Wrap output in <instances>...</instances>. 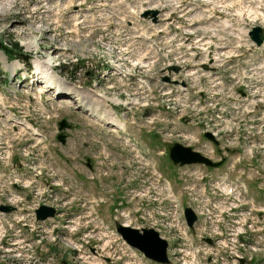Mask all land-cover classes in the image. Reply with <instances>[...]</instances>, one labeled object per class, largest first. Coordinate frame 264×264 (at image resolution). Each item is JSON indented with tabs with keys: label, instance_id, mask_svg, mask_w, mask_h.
Listing matches in <instances>:
<instances>
[{
	"label": "rangeland",
	"instance_id": "rangeland-1",
	"mask_svg": "<svg viewBox=\"0 0 264 264\" xmlns=\"http://www.w3.org/2000/svg\"><path fill=\"white\" fill-rule=\"evenodd\" d=\"M147 5L159 6L160 11L164 14L163 18L175 17V14L181 13L184 19L182 18L183 21L174 23L175 26L179 27L175 31L173 27L164 29L163 32L152 36L151 42H145L140 37L139 28H137L140 26V21L136 20L135 13L140 6ZM259 5L264 10V0L260 1ZM202 7H206V0H0V46L5 44L10 48L9 41L13 39L20 47L19 49L12 47L14 50L11 51L12 56L17 57V60L8 58L0 50V90L1 94L5 96V103L18 107L14 110V116H20L17 110L28 115L26 121H31L35 125L38 132L35 136L40 145H48L49 142L55 140L54 129L56 126L53 124L55 120L64 117L71 123V126L72 123L77 125L68 130V145L77 147L81 144L80 141H86L87 143L78 148L76 152L81 159L83 155L90 157L91 173L96 178L99 186V193L96 194L99 203L97 209L103 222H111L108 215V212L113 208L111 206L120 203L121 211L128 208L133 210L136 208V202L140 204L141 208L143 203H153V200L158 199V193L149 190L141 192L137 190L140 186V183L138 184L140 178L144 177L145 180L150 178V166L137 163L131 157L135 151H140L147 161H151L153 158L152 153L150 150L147 152L143 150L141 144L139 145L140 148L133 151L134 147L130 149V147L124 146L126 142L123 141L127 138L130 140L136 139L135 142L137 141L139 144L138 136L141 141L148 143L152 148L160 146L154 132L147 134L137 132V136L132 132L133 128L130 126L134 125L137 128L141 124H145L143 113H146L147 116L151 114L147 112V109L141 112L143 105L140 102L145 100L146 103L159 105L160 101H165L179 112H184L189 105L188 103H182L186 101L179 100L180 98L175 99L169 90H159L156 86L159 82H151L150 79L141 82L135 76L126 72H147L153 78L160 77V70L173 69L180 65L183 70L186 68V73L182 70L181 76L194 89H200L205 94L207 91L213 96L219 93L220 86L217 80L223 75V69L231 65V61L230 58L225 63L215 60V65H218L216 69L219 68L216 74L207 73L206 70L199 67L206 61V27L203 26L206 25V18H200L198 14ZM243 9L250 10L249 12H243ZM238 12L240 17L243 15L252 16L248 19L253 25L264 27V15H258L259 11L242 8ZM79 20L81 22L77 23ZM131 20L136 22V26L129 23ZM143 44L154 45L156 49H147V52H144L142 47H139ZM213 49L215 56L228 53L222 47L216 46ZM106 59L115 64V68L112 70L115 73L110 76L103 73L109 72V68L104 71L101 68ZM143 60L146 62H142ZM46 61L52 64L56 71L60 73L58 74L54 70L65 82L66 88L73 87L75 91L81 94L83 90H86L83 91L85 94L93 93L92 90H94L103 94L107 106L109 101L117 103L121 100L120 105H117V110L123 109L122 111L127 114L125 129L122 130L121 128L112 127L108 123H102V121L85 113L83 109L75 107L71 100L63 99V97L67 99L64 95H58L55 98L49 94H44V97H48V101L43 103H39L36 96H34L33 101L30 100L29 94L35 95L34 89L36 86L32 82L30 84L29 79L26 78L35 76V66H38V62L44 63ZM18 64H25L28 71H31L32 67V74L30 72L25 75L22 71H19L13 76L12 71H15ZM190 65H194L196 71L189 70L187 67H190ZM119 71L123 74L118 73ZM161 73L163 74V72ZM202 76L206 77L203 82L199 80V77ZM65 77L74 83L80 84L71 83ZM105 79L112 80L107 81ZM81 84L90 88H85ZM77 87L80 91L77 90ZM39 88L41 89L40 81L37 91L40 90ZM228 91H222L221 93L229 94ZM93 96L95 95L93 94ZM119 97L120 99H118ZM133 98L137 101L136 103H132ZM96 99L93 101L97 105L101 104V97L96 96ZM130 100H132V104L124 103V101ZM213 100V98H210V103H213ZM25 102L32 103V107L26 106ZM55 103L63 107L57 106ZM65 103L69 106H64ZM52 104H54V110L50 109ZM38 105L39 110L37 109ZM107 106H105V111H107L108 119L110 120L112 116L118 126H121L122 123L115 119L108 111ZM200 114L203 115L202 112ZM48 115H51V117L46 118ZM117 118L123 120L120 114L117 115ZM170 120L173 121L172 124H169ZM208 120L206 116V121ZM159 121L154 119L153 128L146 123L145 129L156 130L157 126L160 125L162 129L177 135L181 131L175 132L169 128L178 129L183 127L190 136L183 133L184 136L166 137L162 133L163 139L167 141L164 142L160 139V148L166 147L169 140H176L183 146H198L194 138L198 137L200 123L195 118L181 123L174 116L172 118L168 116L167 121ZM224 123L219 122L217 126L220 127ZM7 125L8 121L0 119V153L2 154L5 153V150L8 152V149L5 146L1 147V145L10 144L11 147L17 149L18 145L15 144L14 140L22 138L21 134L23 133V130L12 133L7 129ZM29 125L32 126V124ZM23 128L28 131L31 130L25 126ZM134 132L136 133V129H134ZM115 135H120V138H116ZM224 144L230 147L233 146L232 142ZM240 144L241 147L237 148L240 149V154L242 151L243 157L252 159V163H254L253 160L264 162V149L256 148L242 141H240ZM26 145L24 148L31 151L30 147ZM54 147H56L54 144L49 146L52 151V155L48 160L49 165L45 161L36 160L32 163V171L39 174V177H46L49 181L57 183L54 187L55 190L50 191L47 189L46 198L41 197L40 200L44 206H52L55 211H58V207L68 209L65 206H79L78 201L83 200L85 202L89 196L85 194L81 197L79 195L75 196L74 190L71 191L66 187L70 179L68 173L75 178L76 184L79 186L83 182L85 184L91 182L80 179L79 170L71 166L70 163L65 162L63 164V160L59 159L61 153H55L53 151ZM59 148L64 149L62 146ZM231 155L233 154L230 153L228 156L229 162ZM155 161H157L161 178H168L171 185L177 187L178 183L175 185L173 179L177 178L180 167L175 166L166 154H163V156L156 155ZM64 167L65 171L67 170L66 172ZM256 167L254 164L250 170L241 173V176H238L239 171L228 169L227 166L214 169L209 171V180L213 185H218L220 180L228 183L231 179L238 186H241L247 176L251 178L262 177L260 169L264 170V164H258L259 173L255 172ZM24 170L32 175L30 168ZM204 172L206 173V170ZM252 182L253 186L249 187L248 192L243 193L242 196L254 198L256 203H260L264 198V182H258V186L254 185V181ZM62 185H66L64 190L61 189ZM134 185L137 186L133 188ZM162 185L167 187L165 181H162ZM198 188H202V180L195 176H190L185 181L180 182L178 193L175 195L178 200L177 203H183L188 194L199 192L200 189L198 190ZM31 189L37 194L38 189L33 187ZM161 192V197H164L166 189L164 188ZM166 199L167 196L164 200ZM189 200L191 202V199ZM130 201L133 202L130 203ZM143 210L145 209L143 208ZM145 211L152 215L148 218L145 217L144 223L148 222L147 225H151L156 222L157 226L153 224L154 229L157 231L162 229L171 234L172 226L168 225L169 221L157 218L152 210ZM55 217L52 220L47 218L44 221H37L34 228L29 230L30 233L23 237L0 238V264H103L101 257L115 248L116 241L112 240L113 237H109V240H107V237H104L105 233L102 231L92 230L87 225L86 230L82 229L81 225L83 224L75 220L65 222L63 215L60 213ZM112 219L119 221L114 215H112ZM4 230L0 226V236ZM138 232L142 231L138 229ZM162 235L168 238L166 234ZM192 260L194 259L190 258L187 263L192 262ZM149 264L160 263L150 260ZM197 264H206V261L200 259Z\"/></svg>",
	"mask_w": 264,
	"mask_h": 264
},
{
	"label": "water",
	"instance_id": "water-1",
	"mask_svg": "<svg viewBox=\"0 0 264 264\" xmlns=\"http://www.w3.org/2000/svg\"><path fill=\"white\" fill-rule=\"evenodd\" d=\"M155 11H151L154 13ZM251 37L255 40L256 43H259L262 38V30L259 26H254L252 30H250ZM59 128L65 125L64 119L58 121ZM204 135L211 137L209 133L204 132ZM59 139L62 140V135L59 133L57 135ZM169 156L170 158L178 164L192 162V161H202L207 165H215L216 162H212L200 154L191 151L188 146H183L178 143H172L169 146ZM0 208L3 210H9L11 207L4 204L0 205ZM37 218H44L47 215H51L53 213V208L50 206L40 205L36 210ZM184 215L186 217L187 223L190 225L192 220L195 218L194 213L189 207H184ZM117 230L120 232L122 237L130 244L136 246L140 250L144 252V254L148 257H151L157 261L164 262L166 261L165 255V246L166 242L163 238H160L156 231L151 228L142 227V232H138L135 228H130L127 226H121L116 223Z\"/></svg>",
	"mask_w": 264,
	"mask_h": 264
},
{
	"label": "bare ground",
	"instance_id": "bare-ground-1",
	"mask_svg": "<svg viewBox=\"0 0 264 264\" xmlns=\"http://www.w3.org/2000/svg\"><path fill=\"white\" fill-rule=\"evenodd\" d=\"M249 10L250 9H243V12H249ZM238 15H240L239 12H238ZM34 75L35 76H31V77H33V79L38 81V82L40 81V87L42 90L39 88L40 89V90H38L39 93L47 92L50 90V88L52 90H58L60 95L66 96L67 100L70 98L71 99L73 98L75 100L74 102H76L78 106H81L89 115H92L95 119L102 121V123H111V124L116 123V120L114 121L111 115H110L111 119L110 120L108 119L107 111H105V106H107V105H106L104 98L102 96L103 94L95 92L94 90H92L93 93L89 92V94L88 93L85 94V92H83V91H86V90H83L82 94H81L78 91H75V88H73V87H67L66 88L65 82H63L61 80L59 75L54 71L52 65L48 61H46L44 63L38 62V66H35ZM77 90H79V87H77ZM93 94L95 96H93ZM139 95H140V93H139ZM56 96H58V95H56ZM96 96L101 97V104H99V105H97L93 101L94 99L97 100ZM107 99H109V98H107ZM112 99H114V98H112ZM132 100L126 101V103H131ZM114 103H116V102H114ZM132 103H135V99L133 100ZM107 107H108V111L113 115L114 114L113 111L110 109L109 106H107Z\"/></svg>",
	"mask_w": 264,
	"mask_h": 264
},
{
	"label": "trees",
	"instance_id": "trees-1",
	"mask_svg": "<svg viewBox=\"0 0 264 264\" xmlns=\"http://www.w3.org/2000/svg\"><path fill=\"white\" fill-rule=\"evenodd\" d=\"M9 45H10V48L9 47H7L5 44H2L0 47L3 49V50H6V51H9V50H12L13 48L15 49V48H17V49H19L20 47H19V45L17 44V42L15 41V40H10L9 41ZM13 47V48H12ZM13 49V50H14Z\"/></svg>",
	"mask_w": 264,
	"mask_h": 264
},
{
	"label": "flooded vegetation",
	"instance_id": "flooded-vegetation-1",
	"mask_svg": "<svg viewBox=\"0 0 264 264\" xmlns=\"http://www.w3.org/2000/svg\"><path fill=\"white\" fill-rule=\"evenodd\" d=\"M86 163L88 162V158H85ZM89 165V164H88ZM90 166V165H89Z\"/></svg>",
	"mask_w": 264,
	"mask_h": 264
},
{
	"label": "built area",
	"instance_id": "built-area-1",
	"mask_svg": "<svg viewBox=\"0 0 264 264\" xmlns=\"http://www.w3.org/2000/svg\"><path fill=\"white\" fill-rule=\"evenodd\" d=\"M206 59H207V50H206Z\"/></svg>",
	"mask_w": 264,
	"mask_h": 264
}]
</instances>
